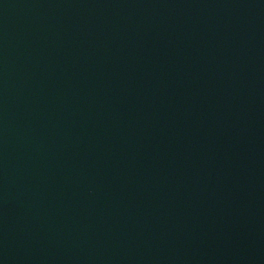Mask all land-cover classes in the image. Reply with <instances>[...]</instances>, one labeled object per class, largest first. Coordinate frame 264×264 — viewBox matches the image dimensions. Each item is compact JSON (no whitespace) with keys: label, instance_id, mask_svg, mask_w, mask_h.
Here are the masks:
<instances>
[{"label":"water","instance_id":"1","mask_svg":"<svg viewBox=\"0 0 264 264\" xmlns=\"http://www.w3.org/2000/svg\"><path fill=\"white\" fill-rule=\"evenodd\" d=\"M0 264H264V0H0Z\"/></svg>","mask_w":264,"mask_h":264}]
</instances>
